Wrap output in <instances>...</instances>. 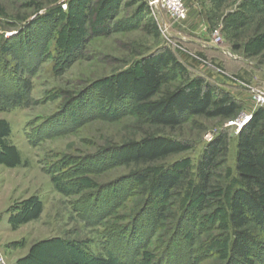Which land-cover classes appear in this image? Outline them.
<instances>
[{
	"label": "rangeland",
	"instance_id": "374dc122",
	"mask_svg": "<svg viewBox=\"0 0 264 264\" xmlns=\"http://www.w3.org/2000/svg\"><path fill=\"white\" fill-rule=\"evenodd\" d=\"M150 1L0 0V90L25 95L3 110L0 102V251L8 264H264V223L254 219L247 257L228 252L239 131L264 107L252 98L264 87V0H184L183 20ZM152 17L159 35L145 28ZM168 46L192 88L202 79L243 103L231 120L185 112L163 132L183 151L150 167L177 173L181 191L148 190L133 177L147 165L113 158L159 128L144 104L104 90L126 72L140 75L141 60ZM166 73L154 100L187 82L177 68ZM223 133L229 151L213 172L217 191L201 194L200 161Z\"/></svg>",
	"mask_w": 264,
	"mask_h": 264
},
{
	"label": "trees",
	"instance_id": "16d2710c",
	"mask_svg": "<svg viewBox=\"0 0 264 264\" xmlns=\"http://www.w3.org/2000/svg\"><path fill=\"white\" fill-rule=\"evenodd\" d=\"M92 13L96 12H90ZM145 28L154 35H159L161 32L154 17L147 19ZM141 68L140 75L132 71L126 72L114 85L104 90L108 99L129 95L136 103L144 104L145 113L159 129L139 141L125 142L115 149L112 156L124 165L148 166L133 176L140 186L148 190L155 187L159 191H181L184 186L177 173L150 167L183 151L180 142L163 132L180 125L185 112L199 117H220L231 120L243 109V103L225 88L204 83L202 79L197 81L195 88H192L190 84L193 80L186 64L170 46L161 48L153 56L143 58ZM173 68H177L182 80L187 82L161 93V96L154 100V95L161 92L158 88L167 77L166 72ZM24 84L29 90L30 83ZM24 98L25 95L20 89L13 93L0 90L2 110L7 108L8 104ZM239 132L236 158L239 185L233 191L229 206V221L234 236L228 252L232 258L247 257L246 252L253 240L247 232L249 220L254 219L264 223V107L258 110L254 114V119ZM227 143V135L223 133L208 144L199 166L201 181L195 187L201 194L209 195L217 191L212 178L213 172L220 164V158L228 154ZM158 210L159 213H165L166 207L161 205Z\"/></svg>",
	"mask_w": 264,
	"mask_h": 264
},
{
	"label": "built area",
	"instance_id": "2783aa9c",
	"mask_svg": "<svg viewBox=\"0 0 264 264\" xmlns=\"http://www.w3.org/2000/svg\"><path fill=\"white\" fill-rule=\"evenodd\" d=\"M151 5L154 6H161L172 15L173 18L178 20L186 19L189 15L187 4L184 0H151ZM166 28V24L164 25ZM167 29V28H166ZM222 39L221 33L219 30H216L213 43H220ZM252 98L253 100L260 105L264 106V87L252 89ZM240 127V126H239ZM241 129V127H240ZM0 264H8L7 261L4 259L0 251Z\"/></svg>",
	"mask_w": 264,
	"mask_h": 264
}]
</instances>
